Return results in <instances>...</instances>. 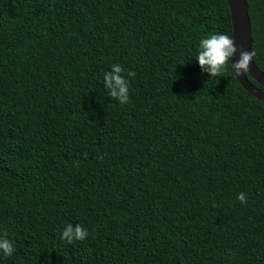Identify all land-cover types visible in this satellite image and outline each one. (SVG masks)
Segmentation results:
<instances>
[{
	"label": "trees",
	"instance_id": "obj_1",
	"mask_svg": "<svg viewBox=\"0 0 264 264\" xmlns=\"http://www.w3.org/2000/svg\"><path fill=\"white\" fill-rule=\"evenodd\" d=\"M231 32L227 0H0V264H264V101L196 60Z\"/></svg>",
	"mask_w": 264,
	"mask_h": 264
},
{
	"label": "clouds",
	"instance_id": "obj_2",
	"mask_svg": "<svg viewBox=\"0 0 264 264\" xmlns=\"http://www.w3.org/2000/svg\"><path fill=\"white\" fill-rule=\"evenodd\" d=\"M198 61L201 69L210 74V76H223L231 61V67L237 75L245 74L249 71L250 63L255 53L247 50L239 51V59L234 63L232 57L235 56L238 49L236 41L226 34H212L209 37L202 38L198 44ZM124 72L120 64L111 65V71L104 73V87L108 89V95L123 106L129 102V83L122 75ZM129 76H135L134 72H129ZM237 199L241 203H247L246 195L240 193ZM89 233L82 225L73 226L71 223L66 224L60 239L66 243H75L87 239ZM15 249L12 242L7 238V233L0 237V253L5 258L11 257Z\"/></svg>",
	"mask_w": 264,
	"mask_h": 264
},
{
	"label": "water",
	"instance_id": "obj_3",
	"mask_svg": "<svg viewBox=\"0 0 264 264\" xmlns=\"http://www.w3.org/2000/svg\"><path fill=\"white\" fill-rule=\"evenodd\" d=\"M227 1L229 4L232 21V32L230 34V37H232L236 41V46L238 49L235 56L232 57V62L234 63L239 59V51L241 50V48L249 52L253 51L251 19L249 15L247 0ZM248 74L260 86H262L263 89L254 84L248 77ZM236 76L247 91H249L258 99L264 101V71L257 66L254 57L252 62L250 63L249 71L245 74H236Z\"/></svg>",
	"mask_w": 264,
	"mask_h": 264
}]
</instances>
